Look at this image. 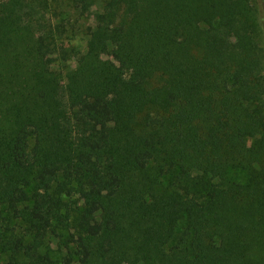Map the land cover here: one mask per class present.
Returning <instances> with one entry per match:
<instances>
[{"label": "trees", "instance_id": "trees-1", "mask_svg": "<svg viewBox=\"0 0 264 264\" xmlns=\"http://www.w3.org/2000/svg\"><path fill=\"white\" fill-rule=\"evenodd\" d=\"M58 1L0 0L1 264H264V0H65V76Z\"/></svg>", "mask_w": 264, "mask_h": 264}, {"label": "rangeland", "instance_id": "rangeland-1", "mask_svg": "<svg viewBox=\"0 0 264 264\" xmlns=\"http://www.w3.org/2000/svg\"><path fill=\"white\" fill-rule=\"evenodd\" d=\"M42 19L48 20L53 24L61 23V25L65 26L63 34L57 39L59 52L55 54V62L53 64V68L62 70L65 76L66 73L73 70L76 66L75 54L77 51L85 52L86 34L89 27L93 25L92 14L76 12L67 1L63 0L55 3L51 2L49 9H47ZM62 51L65 52L66 61H63L61 58L63 55L61 54ZM262 73H264V70H262ZM240 177H243V173H240ZM73 199H77V196L74 195ZM184 226L185 222L182 220L177 232H180ZM67 238L68 230L59 229L56 236L48 235L43 244L42 249L48 251L52 258L57 261V264H61L62 256L66 254L64 241ZM8 255L9 253L0 254V264L8 260Z\"/></svg>", "mask_w": 264, "mask_h": 264}]
</instances>
